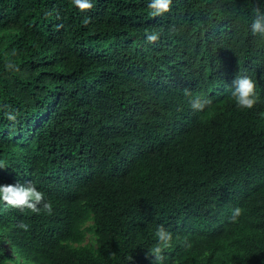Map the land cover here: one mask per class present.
<instances>
[{
	"label": "trees",
	"instance_id": "1",
	"mask_svg": "<svg viewBox=\"0 0 264 264\" xmlns=\"http://www.w3.org/2000/svg\"><path fill=\"white\" fill-rule=\"evenodd\" d=\"M147 3L0 0V184L33 181L54 208L0 202V264H264V38L249 27L264 0H173L158 18ZM238 74L251 110L232 100ZM160 225L174 239L157 261Z\"/></svg>",
	"mask_w": 264,
	"mask_h": 264
},
{
	"label": "clouds",
	"instance_id": "2",
	"mask_svg": "<svg viewBox=\"0 0 264 264\" xmlns=\"http://www.w3.org/2000/svg\"><path fill=\"white\" fill-rule=\"evenodd\" d=\"M71 3L80 11L90 10L94 7V0H71ZM172 6L173 0H148V15L152 18L162 17L170 11ZM89 22L90 18H85L83 21L84 24H88ZM249 27L253 36L259 35L264 38V9L256 8ZM161 35V32L153 30L146 33L144 39L148 44H155L159 42ZM6 68L14 71L15 64L7 62ZM231 87L233 89L231 97L237 109L251 110L258 103L259 96L256 82L250 76L238 74L233 80ZM210 103V99L206 97H195L190 101V106L192 110L200 112ZM5 115L10 121L14 122L17 119V115L13 111H8ZM4 166V164L0 163V167ZM0 202L17 209L27 208L37 214L43 210V212L51 215L54 211L52 202L46 199V193L33 181L0 184ZM238 211L239 209H236V212ZM19 227L28 230L29 225L21 223ZM155 237L157 241L156 245L148 249V251L159 261L163 250L172 245L174 236L163 225H160L155 230Z\"/></svg>",
	"mask_w": 264,
	"mask_h": 264
},
{
	"label": "rangeland",
	"instance_id": "3",
	"mask_svg": "<svg viewBox=\"0 0 264 264\" xmlns=\"http://www.w3.org/2000/svg\"><path fill=\"white\" fill-rule=\"evenodd\" d=\"M91 241H92V238H91V235H89L87 238V242H91Z\"/></svg>",
	"mask_w": 264,
	"mask_h": 264
}]
</instances>
